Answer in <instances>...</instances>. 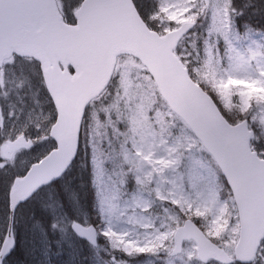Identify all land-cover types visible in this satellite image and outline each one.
I'll list each match as a JSON object with an SVG mask.
<instances>
[{
	"label": "snow or ice",
	"instance_id": "1",
	"mask_svg": "<svg viewBox=\"0 0 264 264\" xmlns=\"http://www.w3.org/2000/svg\"><path fill=\"white\" fill-rule=\"evenodd\" d=\"M40 212L34 264H264V0H0V264Z\"/></svg>",
	"mask_w": 264,
	"mask_h": 264
},
{
	"label": "rangeland",
	"instance_id": "2",
	"mask_svg": "<svg viewBox=\"0 0 264 264\" xmlns=\"http://www.w3.org/2000/svg\"><path fill=\"white\" fill-rule=\"evenodd\" d=\"M40 147H41L40 145H35L34 149L36 151H39ZM81 161H83V163H81ZM25 163L26 161H24L21 157H18L13 167L15 170H20L21 168L24 167ZM81 172H86V178H87V181L90 187V189L88 190L89 192L88 194L91 196L92 201L90 205L91 210L89 211V214L86 212L84 205L79 199V197L75 195H68V191H67V186H68L67 179L70 178L72 180H75L74 177L76 176L77 178H81V175H80ZM66 176L67 178H63L60 181L61 184L59 183L57 184V186H59V188H63L64 192L67 194L68 202H69V204L68 203L67 204L69 206H67L66 209L69 210V215L74 216L75 219L81 222H84L86 219L90 221L95 211L93 208L95 188L92 184L91 173L87 166L86 157L82 156L80 160H77L74 166L70 168ZM41 201L44 203V205L55 204L56 200H55V197L53 196V189L51 190V188H48L47 192L43 194V198L41 199ZM65 203L66 202L64 201V204ZM41 225L43 226L44 229H46L42 223H40V225H37V224H34L32 221H28V228L22 231L20 235L21 236L20 249L23 248L26 244L28 254L33 249H35L36 251L35 258L29 254L30 258L33 260L32 264H34L35 259L41 258L40 257V249H41L40 228H41ZM48 235H49V241L51 242V245H52L51 251H52L53 264H63L64 260L67 258L66 257L67 247L65 243L61 241V248H63V253L61 255H55V253L58 251L57 244L55 243V241L59 238V233L51 232V233H48ZM8 264H15V263L8 261Z\"/></svg>",
	"mask_w": 264,
	"mask_h": 264
},
{
	"label": "trees",
	"instance_id": "3",
	"mask_svg": "<svg viewBox=\"0 0 264 264\" xmlns=\"http://www.w3.org/2000/svg\"><path fill=\"white\" fill-rule=\"evenodd\" d=\"M81 178H75V180H72L70 178L67 179L68 183H67V191H68V195H75L78 196L79 199L81 200V202L84 205V208L86 210V212L89 214V211L91 210V196L88 194V190L90 189L87 178H86V172H81L80 173ZM67 178V176L65 177ZM59 182L53 184L52 186L48 187L51 188V190L53 189V196L55 197V200L57 201V199H59L63 204L64 201L66 202L64 204L65 207L69 206V202H68V197L67 194L64 192L63 188H59V186H57V184H59ZM61 184V183H60ZM42 189L38 192V196H37V206L40 204H44L41 199L43 198V194L47 192V189ZM87 193V194H86ZM68 203V204H67ZM31 205L28 206V208L25 209V214H27V211L31 210ZM35 219L39 220L46 229H48L49 227V221L51 220L50 215H48L47 213L44 212H40V214H38ZM49 233H51V231H49ZM20 240H21V236L18 237V247L17 250L15 251L14 254H12L10 256L9 261L13 262V263H18V264H32L33 260L30 258L29 254H28V250H27V246L25 244V246L23 248L20 249Z\"/></svg>",
	"mask_w": 264,
	"mask_h": 264
},
{
	"label": "water",
	"instance_id": "4",
	"mask_svg": "<svg viewBox=\"0 0 264 264\" xmlns=\"http://www.w3.org/2000/svg\"><path fill=\"white\" fill-rule=\"evenodd\" d=\"M66 171H67V170H66ZM66 171H65V172H66ZM63 174H64V173H63ZM63 174H62V175H63ZM62 175H61L60 177H57V178L54 179L53 181H51L50 184L53 183V182H55V181H57V180H59V179L62 177ZM44 186H47V185H44ZM44 186H42V187H44ZM42 187H41V188H42Z\"/></svg>",
	"mask_w": 264,
	"mask_h": 264
}]
</instances>
